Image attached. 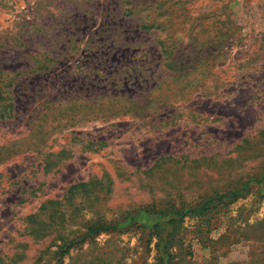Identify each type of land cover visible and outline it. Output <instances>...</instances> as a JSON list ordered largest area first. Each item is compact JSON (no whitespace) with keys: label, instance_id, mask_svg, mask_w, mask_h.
<instances>
[{"label":"rangeland","instance_id":"obj_1","mask_svg":"<svg viewBox=\"0 0 264 264\" xmlns=\"http://www.w3.org/2000/svg\"><path fill=\"white\" fill-rule=\"evenodd\" d=\"M0 71V264H264V0H0Z\"/></svg>","mask_w":264,"mask_h":264},{"label":"trees","instance_id":"obj_2","mask_svg":"<svg viewBox=\"0 0 264 264\" xmlns=\"http://www.w3.org/2000/svg\"><path fill=\"white\" fill-rule=\"evenodd\" d=\"M0 73L2 74L0 75V120H3V119L12 118L14 114V99L10 91V87H11L10 83L12 80H14L17 72L15 73L14 72L13 73L4 72L3 73L2 71H0ZM7 75H9V77H6ZM219 195H220V192H216L212 196L211 195L206 196L196 207L189 209V212L195 215H201L203 212L207 210V208L209 207V204L212 203ZM182 215L183 214L180 215V218L182 217ZM171 221H172V218L168 219L167 222L170 223ZM99 225H102L101 222H98L97 226H92L88 233L81 236L80 241L83 239L85 235L88 236L89 234H92V233L94 234V233H98L99 231H101L99 230V228H97ZM69 247H70V244L65 246V248L61 250L60 253L67 252Z\"/></svg>","mask_w":264,"mask_h":264}]
</instances>
